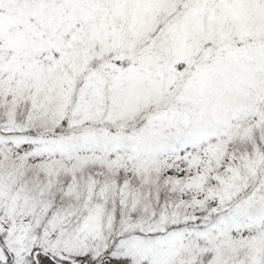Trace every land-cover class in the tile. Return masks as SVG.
Segmentation results:
<instances>
[{
  "label": "snow or ice",
  "instance_id": "6c2138e0",
  "mask_svg": "<svg viewBox=\"0 0 264 264\" xmlns=\"http://www.w3.org/2000/svg\"><path fill=\"white\" fill-rule=\"evenodd\" d=\"M0 264H264V0H0Z\"/></svg>",
  "mask_w": 264,
  "mask_h": 264
}]
</instances>
